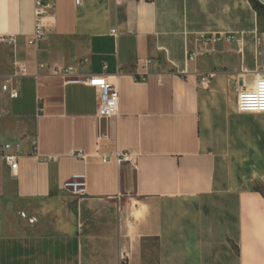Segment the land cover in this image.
Instances as JSON below:
<instances>
[{
	"label": "crops",
	"instance_id": "1",
	"mask_svg": "<svg viewBox=\"0 0 264 264\" xmlns=\"http://www.w3.org/2000/svg\"><path fill=\"white\" fill-rule=\"evenodd\" d=\"M39 1L32 45L37 0H0V264H264V113L238 110L264 76V6ZM91 75L117 79L109 120Z\"/></svg>",
	"mask_w": 264,
	"mask_h": 264
},
{
	"label": "built area",
	"instance_id": "2",
	"mask_svg": "<svg viewBox=\"0 0 264 264\" xmlns=\"http://www.w3.org/2000/svg\"><path fill=\"white\" fill-rule=\"evenodd\" d=\"M122 1V0H117ZM151 1V0H149ZM258 3L264 6L263 0H256ZM82 0H76V4L80 5ZM54 9V5L51 3H45L37 0L35 6V29L31 38L30 44L35 45L46 35V20L49 12ZM229 41L235 40V38H229ZM1 40L0 42H4ZM199 41L201 43H210L218 41L215 37L201 36ZM72 68L66 69L61 75L63 77H70L72 75ZM25 73V69L22 70V74ZM18 77V75H16ZM79 82V81H76ZM83 83L87 86L93 87L97 90V103L99 119L109 120L116 116L119 111L120 94L118 89V83L116 77H109L106 75L96 76L91 75L83 80ZM2 90L8 93L9 97L14 99L19 96V89L16 84L6 82L2 86ZM238 110L243 113H264V76H258L256 84L252 90H244L238 95ZM16 153H10V145H5L3 154L4 162L9 166L13 176L18 173L20 148ZM73 156L79 158H85L82 153L73 154ZM105 161H107L105 159ZM129 161L131 164H136V157L131 155H122L119 158V163ZM85 176L76 175L73 176L68 182L64 184V189L71 190L72 194L80 195L84 192ZM126 256L123 257V264L125 263Z\"/></svg>",
	"mask_w": 264,
	"mask_h": 264
},
{
	"label": "trees",
	"instance_id": "3",
	"mask_svg": "<svg viewBox=\"0 0 264 264\" xmlns=\"http://www.w3.org/2000/svg\"><path fill=\"white\" fill-rule=\"evenodd\" d=\"M252 1H253V5L256 8L257 12L259 14H263L262 8L259 6V4L255 0H252Z\"/></svg>",
	"mask_w": 264,
	"mask_h": 264
}]
</instances>
